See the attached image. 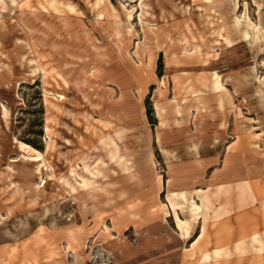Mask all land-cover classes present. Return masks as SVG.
Listing matches in <instances>:
<instances>
[{
  "label": "rangeland",
  "instance_id": "rangeland-1",
  "mask_svg": "<svg viewBox=\"0 0 264 264\" xmlns=\"http://www.w3.org/2000/svg\"><path fill=\"white\" fill-rule=\"evenodd\" d=\"M251 180L264 0H0V264H264Z\"/></svg>",
  "mask_w": 264,
  "mask_h": 264
},
{
  "label": "crops",
  "instance_id": "crops-1",
  "mask_svg": "<svg viewBox=\"0 0 264 264\" xmlns=\"http://www.w3.org/2000/svg\"><path fill=\"white\" fill-rule=\"evenodd\" d=\"M251 182L250 190L253 198L249 194L246 195L249 197L248 199L240 196L237 199H232L230 204L213 210L212 214L214 216H221L213 222L211 227L209 226L206 230L205 228L202 229L200 238L207 234L204 243L206 247L209 245L216 247L220 249L217 252L219 253L223 248L230 247L242 242L245 238H251L253 235L256 236L264 232V210L260 207L261 201L264 202V182L256 180H251ZM182 227L183 231L181 233L185 232L184 236L189 235L190 228L184 225ZM198 241L195 242L196 244L192 248L197 247Z\"/></svg>",
  "mask_w": 264,
  "mask_h": 264
},
{
  "label": "bare ground",
  "instance_id": "bare-ground-1",
  "mask_svg": "<svg viewBox=\"0 0 264 264\" xmlns=\"http://www.w3.org/2000/svg\"><path fill=\"white\" fill-rule=\"evenodd\" d=\"M42 158V157H41Z\"/></svg>",
  "mask_w": 264,
  "mask_h": 264
}]
</instances>
